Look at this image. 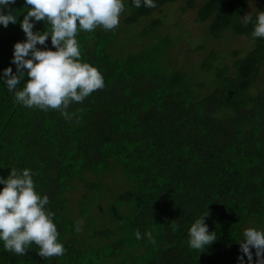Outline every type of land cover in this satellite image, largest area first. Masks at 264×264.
<instances>
[{"label": "trees", "instance_id": "16d2710c", "mask_svg": "<svg viewBox=\"0 0 264 264\" xmlns=\"http://www.w3.org/2000/svg\"><path fill=\"white\" fill-rule=\"evenodd\" d=\"M174 1L137 9L125 0L117 28L78 34L82 59L102 72L105 87L71 104V120L18 104L0 81V176L10 168L34 173L66 250L43 258L33 244L18 256L0 243V264H239L236 239L247 227L264 228V85L252 92L264 66V39H253V25L242 17L248 1L259 4L254 17L264 0L182 5L181 11L194 8V19L207 22L214 39L225 31L252 38L231 64L213 66L208 86L177 63L171 49L177 40L156 32L162 17L125 39L141 18ZM24 7L16 0L9 10L17 23L0 25V73L9 66L15 72L13 46L26 39L19 23ZM44 27L50 29L36 22L34 31ZM211 56L203 72H211ZM115 176L123 181L119 189ZM207 211L205 222L218 238L199 253L188 245V229Z\"/></svg>", "mask_w": 264, "mask_h": 264}, {"label": "clouds", "instance_id": "9594fccd", "mask_svg": "<svg viewBox=\"0 0 264 264\" xmlns=\"http://www.w3.org/2000/svg\"><path fill=\"white\" fill-rule=\"evenodd\" d=\"M16 0H0V25L7 28L17 23L18 17L9 10ZM135 8H155L156 0H131ZM27 11L19 21L26 39L13 46L11 66L0 73L14 100L29 109L58 110L67 120L72 116L67 109L73 103H83L95 91L105 87L102 72L82 59L77 36L81 32L105 31L119 26L125 12V0H24ZM244 23L252 24L253 39H264V10L255 16L245 14ZM36 22H47L50 29L35 30ZM51 38L52 47L46 46ZM45 46L43 48L37 45ZM22 88H18L24 80ZM0 243L7 252L23 256L35 244L39 256L59 257L65 247L59 239L54 212L48 207L49 197L37 190L34 173L28 168H10L5 178L0 176ZM204 215L196 218L188 229V245L191 249L205 251L218 238L210 231ZM173 225V229L178 228ZM149 239L151 234L148 233ZM140 239V233H136ZM242 255L239 264H264V228L247 227L242 239L237 240Z\"/></svg>", "mask_w": 264, "mask_h": 264}, {"label": "rangeland", "instance_id": "374dc122", "mask_svg": "<svg viewBox=\"0 0 264 264\" xmlns=\"http://www.w3.org/2000/svg\"><path fill=\"white\" fill-rule=\"evenodd\" d=\"M187 0H175L172 3L162 6L161 11L154 13L131 26L125 36V39L134 36L136 29H140L145 23H149L154 18L162 17L160 24L156 28V32L160 37H172L177 40L172 44V52L175 53L177 63L184 69L190 70L194 79L197 81H212L214 69L213 66H222L231 64L236 56L243 55L252 47V38L246 35H236L232 32L225 31L221 37L214 39L207 30V22L196 21L194 8L188 7L185 11H181L182 5ZM203 0H193L194 6H198ZM259 7L254 1H248L244 9V14H250ZM123 18L121 15L120 20ZM140 42V41H139ZM137 45L133 48L137 49ZM211 54V74L202 71V62L204 58ZM264 85V66L261 67L256 85L252 89L255 92ZM208 86V85H207ZM117 181L115 188H118L123 181L120 177H114ZM109 180V177H107ZM111 181V179H110ZM82 193V192H81ZM80 193L75 191L72 193L73 198L79 196ZM263 225L261 226V228Z\"/></svg>", "mask_w": 264, "mask_h": 264}]
</instances>
